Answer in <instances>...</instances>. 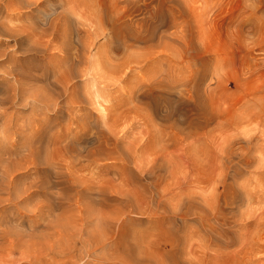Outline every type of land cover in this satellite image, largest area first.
<instances>
[{"label":"rangeland","instance_id":"1","mask_svg":"<svg viewBox=\"0 0 264 264\" xmlns=\"http://www.w3.org/2000/svg\"><path fill=\"white\" fill-rule=\"evenodd\" d=\"M37 1L72 11L73 34L90 13V61L135 62L109 85L88 63L74 124L63 97L57 114L8 95L11 142L24 121L44 126L8 151L21 163L0 180V264H264V0ZM22 10L0 17L41 25ZM14 39L0 86L50 84L53 50Z\"/></svg>","mask_w":264,"mask_h":264},{"label":"bare ground","instance_id":"2","mask_svg":"<svg viewBox=\"0 0 264 264\" xmlns=\"http://www.w3.org/2000/svg\"><path fill=\"white\" fill-rule=\"evenodd\" d=\"M24 2H26V1H24ZM87 2H88V0H86V3L83 0V2H82V4H83L82 6H84L83 10H85V8L90 6L87 4ZM36 3H38L37 0L28 1L26 4L21 3L18 0H9L8 3H6L5 0H0V11L5 10L8 12V15H9V12H11V11H14L16 13L18 12L19 14H21L24 12L22 10V8L25 9L27 7H31V6L35 5L36 9H38V13L42 14V16H43V21H42L40 26H35L34 24L33 25L29 24L30 26L27 25V27L19 26V25H17V27H15V26L13 27L14 23H12L13 24L12 27L7 26L4 23V21H2V17H0V43H1V39L2 38L4 39V37H7V36L8 37H15L14 40H16V38H21V39H23V41L21 43L29 42V41L32 42L36 39V41H35L36 47L39 48V46H42V47H45L47 49H51V50H53V55H55V57H52L54 60V64L52 65V67L51 68H50V66L45 67L43 69L42 74H41L42 77L48 78V76H49L48 72L51 73L52 79L49 78V79H51L50 84H44L42 86H40V84H39L38 87H40V88H38V87L34 88L31 86H28L27 82H29V80L27 79L26 76L21 75V74H13L12 78L15 80L14 81L15 83H13L14 84L13 86L8 87V81L5 84H2L0 86V177H1L0 180H1V184H2V182L6 183L5 179H7V180L9 179V178H7V176H8L7 174H10L8 172L9 169L8 170L4 169V168H6L4 166H5V164L7 166V163L9 161L8 160V151L12 147H14V145H15L14 142L19 141L22 136H27L29 133H31V135L34 136L33 133L34 132L38 133L39 130L43 129V126H44V124H43L44 121H41L43 119H33L31 121H24V122H22V125H20V127L22 129H20L19 131H17V130L14 131V134H13L14 141L11 142L9 139L8 132L10 130L14 129V126L17 125V122L14 120L13 115L11 113H9L11 110H9V112H8L7 105H8L9 100H10L9 98L23 103L24 101H27L26 100L27 99L26 94L30 93L31 96H33L32 97L34 99L33 102L40 103L45 110H48V111L52 110V112L60 114L62 111V107H60L58 100H60L59 99L60 97H63L65 105L68 106L66 113H67L70 121L72 122V124H74V122L77 123V121H78V116L74 113V108H73V106L75 105V102H76L74 99V91L78 85L77 79L83 78L84 76L87 75L88 63L93 62L92 64L94 66H96V69H94V66H92V64L90 63L91 67H93V72H95L94 76H97V78L99 79V82H101L102 84L109 85L112 82L119 80V78H121L122 74H120V73L124 69L126 70L127 65L132 63L131 61L134 60V62H135V57L131 56V57H129L128 60H126V63H121L119 58L114 57L113 55H111V53L109 55V53H105V51L103 52L101 49L98 50L99 52L96 51V53L97 52L99 53V54L97 53L98 56L95 55L96 60L93 58L95 61L94 60L90 61L92 58L91 57V55H92L91 54V51H92L91 47H92V44H94V43H91V41L89 40V38L91 36L88 34L89 27H87L88 26L87 21H89V24L91 23L90 18H89L90 13L87 11L88 12V14H87V12L85 11V13L83 14L84 16L83 15L81 16L83 21H80L81 19L77 20V22L80 25V29L77 30L75 32V34H73L72 28H73V24L75 23L76 19L73 18L72 11H71V14H69L70 12L68 13V12L63 11V10H62V12L57 13V11L53 9L51 11V13H49V12H46V11L40 9V5L42 3H40V4L39 3L36 4ZM86 4L88 6H86ZM24 6H26V7H24ZM87 9L89 10V8H87ZM95 9H97V7H95ZM95 9H93V10H95ZM97 11L98 10H96L95 12H97ZM30 17L34 18L32 15ZM24 18H25V16H24ZM25 19H23V20H25ZM94 24H93V26H94ZM90 34H91V32H90ZM43 40H45V42H42ZM113 40L115 43V37L114 36H113ZM15 44H19V43L16 41ZM29 44L32 45L31 43H29ZM104 50H106V49L104 48ZM106 52H107V50H106ZM7 59H8V54L5 51H0V74L5 75V76H8V74H10V75L12 74V71L8 69L9 66L5 65V60H6V62H8ZM135 65H136V63H135ZM8 70H9V72H8ZM89 71H90V69H89ZM93 78L95 80L96 77H93ZM76 80H77V82H76ZM82 80H84V79H81V81ZM8 95H9V98H8ZM87 98H86V100H88ZM90 101L88 102L89 105H90ZM79 118L81 121V123H80L81 125L76 124V128H75L76 132L78 130H83L85 128V123H84L83 118H81V117H79ZM104 125L106 126V124H104ZM72 131L73 130H71V132ZM27 132H29V133H27ZM71 132H70V130H68L67 134L69 135V134H71ZM68 135L66 136V139L63 142L64 144L67 143V141L71 138ZM26 141H28V142H25V145L29 146L31 143V138H28V140L26 139ZM11 161H14V159ZM15 161H16V163H18L17 160H15ZM13 163L10 165L11 167H12ZM16 163H14V165ZM20 163H18V164H20ZM9 181H10V179H9ZM9 183H12V182L10 181Z\"/></svg>","mask_w":264,"mask_h":264}]
</instances>
